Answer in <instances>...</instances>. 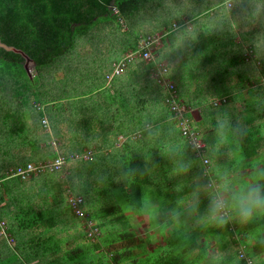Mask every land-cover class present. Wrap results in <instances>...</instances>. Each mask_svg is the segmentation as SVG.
Listing matches in <instances>:
<instances>
[{
  "label": "trees",
  "instance_id": "1",
  "mask_svg": "<svg viewBox=\"0 0 264 264\" xmlns=\"http://www.w3.org/2000/svg\"><path fill=\"white\" fill-rule=\"evenodd\" d=\"M160 13L159 23L147 29L144 21ZM122 17L131 24L140 20L148 31L143 36L165 30L169 46L149 64L137 60L143 88L111 95L107 77L128 50H137L136 40L115 50L122 32L113 24ZM0 42L23 53L36 70L31 78L25 58L0 47V161L11 157L14 169L53 162L54 139L67 160L61 170L26 181L0 171V237L14 251L41 248L29 260L36 264L49 256V264H246L244 250L253 264H264V214L223 225L203 219L224 185L246 187L237 175L264 170V0H0ZM162 60L178 100L201 108L204 123L192 121V127L216 156L210 169L216 191L206 189L209 179L181 136L169 94L149 74ZM227 112L231 129L217 122L216 130L229 129L230 140L215 145L207 123ZM224 151L228 160L217 158ZM87 152L90 161L82 158ZM75 155L80 159L70 160ZM65 170L66 181L60 178ZM11 182L17 184L5 187ZM72 194L84 199L100 233L93 244L83 226L76 231L54 215ZM118 194L130 210L107 200ZM134 219L152 235L157 229L162 245L145 232L140 237ZM81 236L90 247L81 246ZM100 249L106 259L96 255Z\"/></svg>",
  "mask_w": 264,
  "mask_h": 264
},
{
  "label": "rangeland",
  "instance_id": "2",
  "mask_svg": "<svg viewBox=\"0 0 264 264\" xmlns=\"http://www.w3.org/2000/svg\"><path fill=\"white\" fill-rule=\"evenodd\" d=\"M162 17V14H158V15H150L144 22L146 25H144L145 27H150L151 25H153L154 23H159L160 21V18ZM134 19V18H133ZM129 20H132V19H124L123 17L120 18V25L118 26L117 23L116 24H113L114 25V30H118L120 32H122V34L119 35V38L120 39H116L115 43L113 45H115V50H118V52H120L121 48H123L124 50V47L125 45H127L129 42H133L134 40H136V44L137 46L139 45V41L142 39V38H145V37H151V36H154L155 34L154 33H148L146 36H143L142 34H145L147 33V29H145V27L140 24V20H137L135 21V23H130ZM131 24V25H130ZM142 25V26H141ZM143 28H141V27ZM133 28V29H132ZM162 31V32H161ZM161 31H155L157 32L156 34H159V36H161V34H165L166 31L165 30H161ZM129 33V34H128ZM99 38L101 37V35H98ZM141 38V39H140ZM168 38H165L163 40V47L166 48L168 47ZM112 44V42H111ZM117 45V46H116ZM161 46V44H160ZM114 50V51H115ZM161 50V49H160ZM160 50L158 51L157 53V57L160 55ZM129 52V51H127ZM126 54L128 55L129 53ZM139 60V59H138ZM165 62V61H163ZM161 63V62H160ZM159 63V64H160ZM26 65V69L30 75V77L32 78L33 76L36 75V70H35V66H33L31 63H28V64H25ZM158 65V64H157ZM187 62L186 61H183L182 63V71H185L188 66H187ZM132 67L134 65H131ZM131 67V68H132ZM177 67H178V64H177ZM187 71V70H186ZM170 77V75H168ZM199 76V73H197V79H198V82H203L205 84L206 82V78L204 77H198ZM59 77L61 78L62 75H59ZM168 78V77H167ZM169 79V78H168ZM199 82V83H200ZM190 90L193 91L192 87H190ZM217 104V103H216ZM238 113V112H237ZM225 115V114H224ZM229 115V113H228ZM233 116H235V113L233 112L232 114ZM230 116V115H229ZM208 126H206V130H207V133L211 130V125L210 123H207ZM30 125V124H29ZM43 125L45 126V129L47 131H49V122L47 119H45L43 121ZM213 130V129H212ZM211 130V131H212ZM214 132L212 133V138H218L221 136V138H224L225 137V140H226V143L228 142V140H230V135H225L226 132H228V130H224V131H220L217 133V131H215V128L213 130ZM229 133V132H228ZM209 135V134H208ZM225 135V136H224ZM200 136V135H199ZM203 139V138H202ZM200 139L203 143H204V140ZM53 144L56 145V150L59 151V143L54 139L53 141H51V145L53 146ZM205 144V143H204ZM206 145V144H205ZM216 145V144H215ZM214 145V146H215ZM88 153L90 152H87L84 157V161H85V158L87 160V158L89 157V155H87ZM222 153V152H221ZM224 155L220 156V157H217V158H221L222 160H226L230 154H228V151H224V153H222ZM211 155L213 157V159L211 158ZM93 157V156H92ZM215 154H211L210 151H209V148L207 147V150H205V152H203V156L201 158H199V160L202 162L203 160H207V164H206V168L204 169L203 168V171H207L206 173V177H208V179H211L212 177V172L210 171L211 167L216 163V160H215ZM75 160V159H74ZM220 162V161H219ZM204 163V162H203ZM11 164V157H4L2 158V161H0V171L3 173V172H6L7 170V173L8 175H12L14 174L18 169H14L10 166ZM29 165H32V166H36L34 163L32 164H29ZM38 174V173H37ZM36 174V175H37ZM204 174V173H203ZM69 175V172L68 171H63V173L61 174L60 178L61 180H64L66 181V177H68ZM242 175V174H241ZM30 179V178H29ZM223 179V178H221ZM28 180V179H27ZM214 183L215 185L212 188L213 191H216L219 189V185L217 183L216 180H214ZM17 184L16 183H8L5 187H8V188H13V185ZM67 185V184H66ZM65 188V187H64ZM209 188L208 186V183L206 185V189ZM210 188V189H211ZM3 191V190H0V192ZM1 194V193H0ZM69 195V194H67ZM73 195V194H72ZM227 194H224V197H226ZM120 200L118 201L120 204L123 205V207L125 209L130 210V207L127 205V203L125 202V200L123 199L122 195L121 194H118V195H115L114 197H109L107 200ZM67 200H68V197L66 198L65 202H64V205H62V209L56 211V213L54 215H57L58 217V220L61 219L63 221V224L66 225V226H72L74 225L75 228L78 227V229H76V231H80L81 230V226H83V220H80V219H77L74 217L72 211L70 210V208L68 207L67 205ZM108 201V202H109ZM114 204V202L112 203ZM111 204V205H112ZM132 213V211H129ZM59 215L61 217H59ZM2 222V221H1ZM1 225V224H0ZM132 225L136 226L135 227V232L140 236V237H144L145 233L146 234H149V235H152L150 234V231L147 230L146 228V223H138V220L134 219L132 221ZM66 226H60L59 227V230H66ZM157 229H155L153 235H152V240L154 242V245H162V239L159 235V233L156 231ZM47 231V230H45ZM145 232V233H144ZM2 233H3V230H2ZM34 236V235H33ZM27 237V240H34V237ZM109 236V235H108ZM81 242H79L81 244V246H83L84 248H87V247H90V243L93 244V242L91 241L90 243L88 242V240L86 238H83L81 236L80 238ZM10 241V240H9ZM10 244H13L12 241H10ZM76 244V243H75ZM41 247V246H40ZM71 246H69L70 248ZM82 247V248H83ZM14 248H12L10 245H9V242L7 239H4L2 236L0 237V264H36L35 262H31L30 263V258H31V255L35 253V251L37 253H40V249L41 248H37L36 246H34L33 248L30 249V247H27L25 251L23 252H16L13 250ZM16 252V253H15ZM90 255V254H89ZM96 255H99V257H102L103 259H106V251L104 249H100ZM87 256V254H86ZM30 260V261H29ZM49 261H50V256L45 258V259H39V262L40 264H49Z\"/></svg>",
  "mask_w": 264,
  "mask_h": 264
},
{
  "label": "built area",
  "instance_id": "3",
  "mask_svg": "<svg viewBox=\"0 0 264 264\" xmlns=\"http://www.w3.org/2000/svg\"><path fill=\"white\" fill-rule=\"evenodd\" d=\"M113 13L115 15L118 14L116 8H113ZM167 36V34H155L151 37L140 38L139 45L137 46V50L134 52H130L126 55L122 60H120L117 64L114 65L113 73L107 77L108 82H111L115 77L121 76L127 69V67L134 63L135 61L143 60L146 64H149L154 61L157 56V53L163 47V40ZM161 44V46H160ZM153 77L156 80L157 84L167 90L169 97L167 100V105L170 109V112L173 114V118L177 122L179 131L181 136L187 141L190 149L195 154V157L201 158L203 156V152H205L206 145L200 140L198 133L192 127V114L193 111L185 106L181 100H178V96L176 94V88L174 83L168 80L165 75L168 73L166 64L160 63L155 66L154 70H152ZM53 147L56 149V145L53 144ZM57 158L53 162H48L45 164H40L39 166L28 165L26 168L18 169L12 177H18L22 181H26L31 178L32 175H36L37 173L44 172L45 170H53L58 171L61 170L67 163V160L64 156H62L59 151H57ZM89 157L85 158V161H90L92 159V153H88ZM83 156V160H84ZM79 160L80 156L75 155L70 158V160ZM204 162V163H203ZM207 160L202 161V165L204 169L206 168ZM203 176L206 177L207 171H203ZM215 185L214 180L209 179L208 186L209 188ZM67 205L74 214L75 217L83 220V229L85 230L88 238L94 242L99 236L100 233L98 229L95 227V224L88 219V216L85 213V201L82 197L70 195L68 196ZM1 227L4 234V224L1 223ZM240 258L244 259L246 264H253L252 261L247 258L244 250L240 251Z\"/></svg>",
  "mask_w": 264,
  "mask_h": 264
},
{
  "label": "clouds",
  "instance_id": "4",
  "mask_svg": "<svg viewBox=\"0 0 264 264\" xmlns=\"http://www.w3.org/2000/svg\"><path fill=\"white\" fill-rule=\"evenodd\" d=\"M224 194H227V198H224ZM198 205L197 200L192 210H197ZM259 214H264V170L256 173L253 183L246 187L241 186L240 182L224 185L212 197L203 219L218 225H223L229 218L247 223Z\"/></svg>",
  "mask_w": 264,
  "mask_h": 264
},
{
  "label": "crops",
  "instance_id": "5",
  "mask_svg": "<svg viewBox=\"0 0 264 264\" xmlns=\"http://www.w3.org/2000/svg\"><path fill=\"white\" fill-rule=\"evenodd\" d=\"M166 34V33H165ZM165 38H168V35L167 36H165ZM164 38V39H165ZM168 41V46H169V40H167ZM165 48L164 47H162V50H164ZM129 52H127V53H130L131 51L130 50H128ZM127 54L125 53V56H126ZM123 59V58H122ZM121 59V60H122ZM163 61H165V62H163ZM139 62L138 61H135L134 63H132V64H130L128 67H127V69H126V71L121 75V76H119L117 79H114L115 81H114V83H113V85H111V83L110 82H108V89L110 90V93H111V95L113 94V92H115L116 94H118V95H120V93H121V91H125V92H127V91H131L132 89H136V88H138V86H140V87H142L143 88V81L141 80V83H138V80H139V75L137 74V64H138ZM161 63H163V64H166V67H167V70L170 72V75H171V71H170V68H169V66H168V62H167V60H162V62ZM131 65H134L133 67L131 66ZM132 67V68H131ZM152 70L153 69H151L150 70V75L152 74V76H153V73H152ZM169 78V79H168ZM168 80H172V78H171V76L169 77L168 76ZM113 81V80H112ZM172 83H174V81L172 80L171 81ZM145 83V82H144ZM147 83V82H146ZM140 84V85H139ZM115 86V89L113 90V87ZM214 103H217V104H220V101H218V100H216ZM191 109V108H190ZM192 111H193V114H192V117H191V120L194 122V124L196 125V126H199V125H201L202 123H204V121H202V118H201V108H199V107H195L194 109H191ZM216 118V119H215ZM215 118L214 117H211L210 119H209V121H208V123H210V125L212 126V127H214L215 128V131H217V133L218 132H220V131H224L225 129H223V128H221V130H220V128L218 129V130H216L217 129V122H219V124H221V125H223V127H226V126H229V124L231 123V122H229L228 123V125H227V122L228 121H231V119H233L232 117H230L229 115H228V112L227 113H225V115L224 114H222V115H220V116H217V115H215ZM231 125V124H230ZM231 126H229V128H230ZM214 128H213V130H214ZM231 129V128H230ZM212 130V129H211ZM209 131L208 133H209V135H210V137H211V139L213 140L214 139V141H213V144H217V145H221L220 143H222V141L220 140V138H221V136L220 137H218V138H212V133L214 132L213 130L212 131ZM228 132H229V129H228ZM228 132H226L225 134L227 135V133ZM210 140V139H209ZM123 141H124V139H123V137H120L119 138V142L120 143H123ZM204 143L206 144L207 142H205L204 141ZM207 145V144H206ZM222 146V145H221ZM227 160H228V158H227ZM226 162V161H225ZM224 168V170L226 171V173H228V171L230 170L229 169V165H225V167H223ZM231 169H233V166H231ZM232 171V170H231ZM260 171V170H259ZM242 174V175H241ZM255 174H256V172L255 173H252L251 171L250 172H247V171H243V172H241L239 175H237L238 176V178H241L242 177V180H243V182H245V184H246V186L248 185V184H251L252 183V180H253V177L255 176ZM200 177L201 178H203L202 177V174H200Z\"/></svg>",
  "mask_w": 264,
  "mask_h": 264
},
{
  "label": "water",
  "instance_id": "6",
  "mask_svg": "<svg viewBox=\"0 0 264 264\" xmlns=\"http://www.w3.org/2000/svg\"><path fill=\"white\" fill-rule=\"evenodd\" d=\"M0 47L3 48V49H5L6 51H12V52H15V53L21 54V55L25 58V64L31 63L33 66H35L34 62L31 61L28 57H26L23 53H21V52L15 50V49H13V48H8V47H6L5 45L1 44V42H0ZM25 69H26V65H25ZM26 71H27V69H26ZM27 73H28V71H27ZM28 75H29V73H28ZM29 76H30V75H29Z\"/></svg>",
  "mask_w": 264,
  "mask_h": 264
}]
</instances>
